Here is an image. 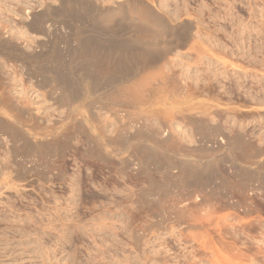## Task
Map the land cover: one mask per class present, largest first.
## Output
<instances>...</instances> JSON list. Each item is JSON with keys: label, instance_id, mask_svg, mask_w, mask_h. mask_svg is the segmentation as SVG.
<instances>
[{"label": "rangeland", "instance_id": "374dc122", "mask_svg": "<svg viewBox=\"0 0 264 264\" xmlns=\"http://www.w3.org/2000/svg\"><path fill=\"white\" fill-rule=\"evenodd\" d=\"M45 1L0 0V264H264V0H148L174 31L47 0L48 36L22 11ZM187 11L199 60L175 46ZM79 28L95 63L71 64ZM113 47L125 68L107 77Z\"/></svg>", "mask_w": 264, "mask_h": 264}, {"label": "bare ground", "instance_id": "6f19581e", "mask_svg": "<svg viewBox=\"0 0 264 264\" xmlns=\"http://www.w3.org/2000/svg\"><path fill=\"white\" fill-rule=\"evenodd\" d=\"M57 1H60V3L63 1V3H66V4H63V5H61V7L62 8H60L61 10H59V14H60V11L62 12V13H64V15H65V13H67V11H71L72 10V8L73 7H71V2H72V0H68V1H66V0H57ZM66 1V2H65ZM74 1V0H73ZM81 2H83L82 0H80ZM113 1V3H115L116 4V7L115 6H109L108 7V11H107V13L106 14H108V15H110V14H113L115 11H117L118 9H133L139 16H142V17H145L146 19H153V20H159L158 22H162L163 24V27L165 28V30L166 31H168V30H172V29H175L176 28V25L174 24H172L171 23V20L166 16V15H163V14H160L159 13V11L157 10V8L153 5V4H151L148 0H112ZM156 1V0H155ZM158 1V0H157ZM75 2H77L76 0H75ZM74 2V3H75ZM81 2L79 3V0H78V3L79 4H81ZM157 4V3H156ZM70 5V6H69ZM83 4H81V6H82ZM43 6H45V8L47 9L46 11H45V9H44V12H43V15H40L39 13H35V12H33V11H31V9H29V8H25V9H23L22 11H23V13H24V15L27 17V19H31V21H28L27 23L31 26V28L34 30V31H42V32H44V33H46V35L48 36L49 35V33H50V27L48 26V25H50V23H47L48 25H46L45 24V21L48 19V17L46 18L45 17V14L47 13V15L46 16H48V15H52L54 12H56V9H52V7H54V6H52V4L50 3V2H48L47 0L45 1V3L43 4ZM59 6V5H58ZM55 7V8H59V7ZM69 7H71L70 9H68ZM81 9H82V7H80ZM87 9V7H83V10L84 9ZM50 9H52V10H55L54 12H52ZM80 9V11H82ZM117 9V10H116ZM186 10V9H185ZM57 11H58V9H57ZM103 12V11H102ZM181 12V11H180ZM198 12V11H197ZM45 13V14H44ZM57 13V12H56ZM55 13V14H56ZM61 13V14H62ZM72 13V12H71ZM42 14V13H41ZM55 14H53V15H55ZM105 14V15H106ZM175 14V13H174ZM183 14V13H182ZM181 14V15H182ZM185 14V13H184ZM186 14H188L185 18H183L179 23H180V25L179 26H181L184 30L186 29V33L184 34V36H182V34H176V42H175V46L176 47H178V46H180V45H185V46H183V47H189L188 48V50H190V48L192 47L193 48V45H192V42L194 43V45H196L195 44V37H198V31L201 29L200 27H201V23H199L197 20H195V17L196 16H194L195 14H193L192 13V11L191 12H186ZM63 15V14H62ZM63 15V16H64ZM71 15V14H70ZM180 15V16H181ZM57 16H59L58 14H57ZM65 16H67V15H65ZM179 16V17H180ZM194 16V17H193ZM60 17V16H59ZM239 17V16H238ZM46 18V19H45ZM74 18V17H73ZM198 18V17H197ZM54 19V18H53ZM52 19V20H53ZM173 19V18H172ZM180 19V18H179ZM45 20V21H44ZM55 20V19H54ZM74 20V19H73ZM152 20V21H153ZM50 21V20H49ZM56 21V20H55ZM176 21V20H175ZM154 23V22H153ZM53 24V23H52ZM74 24H76V23H74ZM160 24V23H159ZM234 24V23H233ZM177 25H178V23H177ZM200 25V26H199ZM235 26V25H234ZM241 26V25H240ZM162 27V28H163ZM237 27H239V26H237ZM177 28H178V26H177ZM83 29V28H82ZM82 29L80 30V28H79V30H76V33L77 34H75L76 36H75V43H76V46L75 47H72V53H73V56H72V58H71V64L73 63L74 64V62H77V60L79 59L80 61H90V63H91V61L94 59L93 58V53H94V51H92L93 50V48H91V46H93L94 45V42L89 38V39H87L88 37L87 36H84V34H83V31H82ZM179 29V28H178ZM164 30V31H165ZM180 30H182V29H180ZM183 30V31H184ZM197 30V31H196ZM172 31H174V30H172ZM176 31H177V29H176ZM170 32V31H169ZM180 32V31H179ZM197 34V36L195 35V34ZM134 39H135V41H137V42H140V41H142V40H140V38L134 33L133 35H131ZM157 36V35H156ZM172 37H173V35H172ZM141 38H142V36H141ZM155 40V39H154ZM38 42H39V45L43 48L44 46H45V43H44V41L43 40H38ZM171 42V41H170ZM174 42V41H173ZM190 43H191V45H190ZM198 43V42H197ZM96 44V43H95ZM172 45H174V44H172ZM94 47V46H93ZM195 47V46H194ZM197 47V46H196ZM96 47H94V49H95ZM113 48H115V47H113ZM121 49L122 48H115V49H110V51H108V53H110V56L107 58V59H109V61H108V65H107V67L109 66V64H111V66H109L108 68L110 69V71L111 72H105L104 73V75L105 74H107L106 76L107 77H110V76H115L116 74L115 73H117L119 70H120V68H121V64H122V58H119L118 57V53L119 52H121ZM195 49L196 48H193V51L191 50V54L194 56V58H196L197 60H199L200 58H201V55H200V52H198V50H197V52L195 51ZM233 51V50H232ZM231 51V52H232ZM114 52H116L115 54L117 55V57H116V55L115 54H113ZM234 52V51H233ZM71 53V54H72ZM96 53H98V52H96ZM107 53V52H106ZM51 54V53H50ZM52 54H53V52H52ZM51 54V55H52ZM95 54V53H94ZM101 54V53H100ZM99 54V55H100ZM103 54V53H102ZM122 54V53H121ZM235 54V53H234ZM104 55V54H103ZM120 55V54H119ZM50 56V55H49ZM48 56V57H49ZM150 56V53L147 51V50H141V51H135V50H131L130 51V49L128 50V48L127 49H124V59H126V58H129V59H131V60H135V59H147V58H150L149 57ZM47 57V58H48ZM52 57V56H51ZM94 57H95V55H94ZM107 57V56H106ZM103 59H105L104 57H102ZM32 59V62L35 60L36 61V59H34V57H31L30 58V60ZM98 59V58H97ZM103 59H102V63L103 62H107V61H103ZM39 60V59H38ZM78 60V61H79ZM95 60V59H94ZM93 60V61H94ZM106 60V59H105ZM85 61V62H86ZM100 61V60H99ZM126 61V60H125ZM36 62H38V61H36ZM97 62H98V60H97ZM96 62V63H97ZM101 62H99V63H101ZM93 63V62H92ZM94 63H95V61H94ZM124 63V62H123ZM37 64V63H36ZM104 64V63H103ZM32 65V64H31ZM36 66V65H35ZM73 66V65H72ZM122 66H123V64H122ZM32 67V66H31ZM32 68H34V67H32ZM124 66L121 68V71H124ZM127 68V67H126ZM99 69H101V68H99ZM34 71H35V68H34ZM98 71L99 70H97V73H98ZM101 71V70H100ZM103 72V70L101 71V73ZM126 72V71H125ZM124 74V76L123 77H126L125 75H126V73H123ZM103 75V76H104ZM131 75V74H130ZM134 75V74H133ZM132 75V77H135V75L133 76ZM128 76V75H127ZM140 76H143V75H140ZM130 77V76H129ZM166 77V75L164 74V73H159V75L158 74H154V75H151V74H147L146 76L144 75L143 76V78L147 81V82H144V80L143 81H141V79H139L141 82H137L136 81V84H138V83H140L139 85H142L143 84V86H145V84L147 83H149L150 85H153V84H156L157 82H155V81H157V80H159V83L160 82H162V81H164L165 78ZM138 78V77H137ZM141 78V77H140ZM211 79V78H210ZM143 82V83H142ZM210 82V81H209ZM208 82V83H209ZM142 83V84H141ZM163 83V82H162ZM197 83V82H196ZM207 83V82H206ZM208 83L206 84L207 86H209L208 85ZM136 84H134V85H136ZM146 84V85H147ZM161 85H164V84H161ZM206 85H203V86H206ZM136 86H138V85H136ZM206 86V87H207ZM160 87H162V86H160ZM205 87V88H206ZM204 89V88H203ZM203 89H202V91H203ZM205 91V90H204ZM141 92H144L143 90H140V93ZM173 109H174V107H173ZM114 113H115V115L117 116V117H119V118H121V117H128L130 114H129V112L128 111H123V110H121V109H119V108H114ZM201 114V117H203V116H205V117H207L208 118V116L210 115V114H213V113H215V115H218L217 114V111L215 110V109H212L211 111H209V110H203V109H198L197 111H195V113L193 112V115H197V114ZM210 113V114H209ZM218 122V121H217ZM215 126H220L219 125V123H217V124H215ZM221 127V126H220ZM170 130H166L165 131V134H164V136L165 137H167V136H169V135H171L170 134ZM236 132H238V131H236ZM215 134V135H214ZM214 134H211L212 136H213V142L214 143H217V144H225V143H227L229 140L227 139L228 137H226L225 135H224V133H222V132H216V133H214ZM233 135H234V133H233ZM232 138V137H231ZM232 140H230V142H231Z\"/></svg>", "mask_w": 264, "mask_h": 264}]
</instances>
